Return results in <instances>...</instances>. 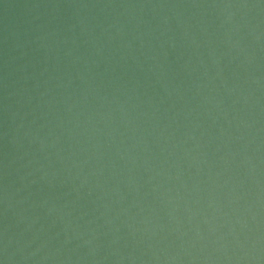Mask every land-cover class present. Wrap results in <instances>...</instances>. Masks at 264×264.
Masks as SVG:
<instances>
[{
  "label": "water",
  "instance_id": "water-1",
  "mask_svg": "<svg viewBox=\"0 0 264 264\" xmlns=\"http://www.w3.org/2000/svg\"><path fill=\"white\" fill-rule=\"evenodd\" d=\"M0 264H264V0H0Z\"/></svg>",
  "mask_w": 264,
  "mask_h": 264
}]
</instances>
